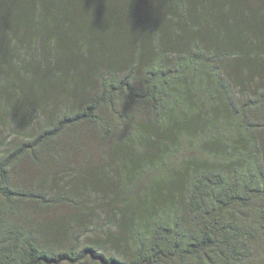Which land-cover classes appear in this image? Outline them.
<instances>
[{
  "label": "trees",
  "instance_id": "trees-1",
  "mask_svg": "<svg viewBox=\"0 0 264 264\" xmlns=\"http://www.w3.org/2000/svg\"><path fill=\"white\" fill-rule=\"evenodd\" d=\"M33 112L0 264H264V4L0 0V127Z\"/></svg>",
  "mask_w": 264,
  "mask_h": 264
},
{
  "label": "rangeland",
  "instance_id": "rangeland-1",
  "mask_svg": "<svg viewBox=\"0 0 264 264\" xmlns=\"http://www.w3.org/2000/svg\"><path fill=\"white\" fill-rule=\"evenodd\" d=\"M250 1L257 4H264V0ZM26 122H28V125L24 128L17 125L21 122L17 123L14 121L0 127V141L2 142L3 152L10 150L20 140L43 125L40 112H33ZM98 210V212L92 213V216L76 229V233L83 237L84 244H93L94 241H100V239H103L115 229L114 225H116V219L114 218L112 221L109 219L106 212H100V209Z\"/></svg>",
  "mask_w": 264,
  "mask_h": 264
}]
</instances>
